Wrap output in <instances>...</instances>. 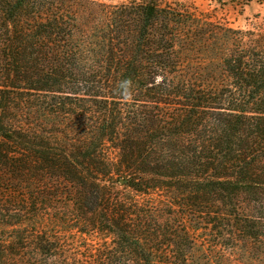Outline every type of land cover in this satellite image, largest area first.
<instances>
[{
  "label": "trees",
  "instance_id": "obj_1",
  "mask_svg": "<svg viewBox=\"0 0 264 264\" xmlns=\"http://www.w3.org/2000/svg\"><path fill=\"white\" fill-rule=\"evenodd\" d=\"M231 253L264 259V29L176 0H0V264Z\"/></svg>",
  "mask_w": 264,
  "mask_h": 264
},
{
  "label": "rangeland",
  "instance_id": "obj_2",
  "mask_svg": "<svg viewBox=\"0 0 264 264\" xmlns=\"http://www.w3.org/2000/svg\"><path fill=\"white\" fill-rule=\"evenodd\" d=\"M106 2H119L121 0H103ZM192 5L197 11L227 21L233 27L242 29L261 26L264 29V0H176ZM50 211V210H49ZM63 231L73 234V244L79 248L81 241L94 247L100 245L102 239L95 235H84L77 231L74 226H64ZM108 240V239H107ZM229 264H264V259L240 257L230 254Z\"/></svg>",
  "mask_w": 264,
  "mask_h": 264
}]
</instances>
